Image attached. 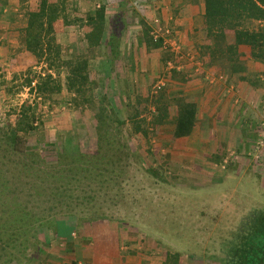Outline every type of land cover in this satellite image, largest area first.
<instances>
[{
	"label": "rangeland",
	"instance_id": "374dc122",
	"mask_svg": "<svg viewBox=\"0 0 264 264\" xmlns=\"http://www.w3.org/2000/svg\"><path fill=\"white\" fill-rule=\"evenodd\" d=\"M143 1L146 0H124L119 6L117 0L112 4L109 0H64V17L53 24L55 39L63 57H86L88 78L92 81L88 89L91 103L74 106L64 88L50 99H43L29 92L26 86H20L28 70L41 76L48 72L61 81L64 70L57 75L52 69H45L43 63L22 60L21 34L30 0H0V4L5 3L0 13V125L14 121L21 103L35 102L41 124L26 135V140L27 145L40 153L39 159L55 162L59 152L73 155L82 152L94 157L97 150L98 162H109L111 150L103 146L116 148L118 142L125 153V156L117 153V157H122L118 162L124 164L120 171L124 179L122 198L116 208L107 211L121 221L119 227L123 230L118 234V243L106 220L79 223L74 216L58 217L55 231L51 226V229L38 228V246L42 251L31 257H12V263L57 264L62 260L59 264H75L77 259L68 257H94V264H111L109 260L115 257L113 264H123L120 261L123 257L167 255L179 262L183 259L192 264H220V258L225 257L221 242L228 239L230 232L245 218L264 210L262 101L255 100V105H251L256 116L251 118V145H247L246 150L226 149L227 145L214 137L215 127L210 124L208 137L213 136L203 144L207 136H203L202 102L203 90L208 86L203 87V83L211 85V77L219 80L220 90L222 87L230 89L232 84L238 89L245 82L244 86L257 97L256 90H264V70L260 73L258 70L262 67L252 60L244 63L248 74L254 75L250 79L255 81L253 86L236 75L227 77L220 71L208 73L206 77L205 68L215 65L204 62L206 56L196 57L202 41L198 34L201 20L187 22L186 19L187 23L182 26H173L170 21L166 24L160 15L142 13ZM197 1L200 0H192V5H197ZM137 6L139 12L135 11ZM101 7L105 21L103 41L87 48L86 29L77 18L84 12L93 14ZM189 13L187 11L186 16ZM121 15L125 24L120 31L118 55L112 58L104 42L112 19L120 20ZM141 19L151 39H161L166 46L162 51L172 53L170 60L160 61V50L145 51L141 37L143 27L138 22ZM260 26L264 27V21H253L249 25L251 28ZM174 97L196 104L194 126L186 137L173 138L169 122L155 126L149 122L155 107L153 102L157 101L158 105L167 104L168 117L172 118ZM134 111L139 113L135 115H138L137 120L146 127V138L130 129L128 118ZM95 114L105 117L100 131ZM112 115L120 120L119 124L109 121ZM106 138L110 144H106ZM5 175L7 178V173ZM3 193L0 188V197ZM90 204L79 208L85 213L91 209ZM103 210L106 211V207ZM31 246H27L28 255L29 250H33Z\"/></svg>",
	"mask_w": 264,
	"mask_h": 264
},
{
	"label": "trees",
	"instance_id": "16d2710c",
	"mask_svg": "<svg viewBox=\"0 0 264 264\" xmlns=\"http://www.w3.org/2000/svg\"><path fill=\"white\" fill-rule=\"evenodd\" d=\"M202 1L201 26L198 28L202 41L196 57L201 59L206 56L204 62L214 64L227 77L236 75L253 86L255 81L250 79L254 75L248 74L244 63L252 60L262 67L258 71L263 73L264 27L251 28L249 25L253 21H264V0ZM4 4H0V13ZM63 5L64 0H30L21 34L24 53L20 56L25 62L43 63L45 69H52L57 75L61 69L64 70L63 80L52 77L48 72L41 76L28 70L20 86H26L29 92L33 91L43 99H50L64 88L70 94L71 104L80 106L91 103L88 89L92 81L88 78V64L84 55L63 57L60 53L53 24L64 17ZM117 19L111 21L104 42L112 58L118 55L120 31L125 24ZM77 21L86 29L84 40L87 48L102 43L105 27L102 7L93 14L84 12ZM138 22L143 27L141 37L145 51L160 50V61L170 60L172 53L162 51L166 46L161 39L152 40L142 19ZM33 80L35 83L31 85ZM157 102H153L155 107L150 124L155 126L169 122L173 138L188 136L194 126L196 104L182 97H174L175 113L169 118L167 104L158 105ZM36 108L35 102H23L15 111L14 121L0 125V188L4 191L0 197V264H27V261L12 263V257H31L35 252L42 251L38 246V228L51 229V226L55 231L58 219L64 216H74L75 222L79 223L106 220L117 243L118 234L123 230L119 227L120 219L107 212L109 208L118 206L124 190V179L120 177L124 164L118 162L122 157H117V153L124 156L125 153L119 142L116 148L103 146L105 150H111L107 158L109 162H98L97 150L94 157L82 152L76 155L59 152L55 162L39 159L40 153L27 145L26 140V135L41 124ZM136 114L139 113L134 111L128 118L130 129L146 138V127L137 120ZM104 118L101 114H95L99 131ZM109 121L112 124L120 122L114 115ZM106 144H110L108 138ZM85 204H90L91 209L84 213L79 207L83 205L85 208ZM105 207L106 211L103 210ZM33 244L34 247L31 246ZM221 244L222 256L225 257L220 258V264H264V210L245 218ZM28 245L33 248L29 250L30 255L27 254Z\"/></svg>",
	"mask_w": 264,
	"mask_h": 264
},
{
	"label": "crops",
	"instance_id": "0c3cea01",
	"mask_svg": "<svg viewBox=\"0 0 264 264\" xmlns=\"http://www.w3.org/2000/svg\"><path fill=\"white\" fill-rule=\"evenodd\" d=\"M113 1L115 0H109V3L112 4ZM117 1H118L117 5L119 6L124 4L122 2L124 0L121 1L117 0ZM141 5L142 8H144L142 13H144L145 15L146 14H148L149 16H151V14L160 15L162 21H164L166 24L167 21H170V24H172L173 26L176 25L182 26L185 25L187 22H192V20L194 19L201 20V16L203 12L202 0L197 1V5H192V0H146L143 1ZM138 7L139 6H137V8L135 9V11L137 12H139ZM195 7H197V9ZM187 11H189L190 13L189 15L186 16ZM123 16L124 15H121L120 21H123ZM126 16L127 15H125V17ZM187 28L190 27L187 25ZM174 34L176 35V32H174ZM122 35L123 34L121 32V36ZM214 71L218 73L216 66L205 68L206 74L208 73L212 74V72ZM209 74L206 75V77L209 76ZM209 82H211L212 84L210 85V83L207 82L203 83V87L205 85H208L207 88L203 90V100H202L203 120H204L203 123L205 125L203 129V136H207L206 139L203 138V144L204 145L207 144L209 138H212L213 135L208 137V131L211 129L210 126L213 125V127H215L214 137H216V140H220L222 144H226L227 145L226 149L243 150L245 148L244 150H246L247 145H251L250 143L251 138H249L250 137L249 134H251L249 132L250 131L249 125L251 122V118L256 116V114L253 112V108H251V105L252 106L255 105V103H253L255 100H261L264 107V90L263 91L256 90L254 94L257 97H253L252 96L253 90L249 89L247 85L244 86L245 82H242V84L238 86L239 87L238 89L234 86V84H232L233 85L232 88L224 89L222 87L221 90L219 89V86H221L219 80H217L216 78L213 79L211 77ZM257 105L260 104L257 103ZM257 119L261 120V116L257 115ZM209 124L210 126H208ZM213 143H215L214 140ZM215 144L218 145L217 143ZM226 159H229V157H227ZM68 258H71L72 260L77 259V262L75 264H94L93 263L94 257H81V258L68 257ZM113 260L115 261V257L110 259L109 262L113 264L114 262ZM165 260L167 261L166 264H189V263L192 264L189 260L184 261L183 259H181V261L179 262L178 260L175 261L174 259L173 260L170 259V257L169 258L159 257V256L156 257L153 255L152 256L138 255L137 257H123V259H121L120 261H123V264H163ZM59 262H62V260H58L57 264H59Z\"/></svg>",
	"mask_w": 264,
	"mask_h": 264
},
{
	"label": "built area",
	"instance_id": "2783aa9c",
	"mask_svg": "<svg viewBox=\"0 0 264 264\" xmlns=\"http://www.w3.org/2000/svg\"><path fill=\"white\" fill-rule=\"evenodd\" d=\"M260 136H261L262 142H264V122L261 123V126H260Z\"/></svg>",
	"mask_w": 264,
	"mask_h": 264
}]
</instances>
